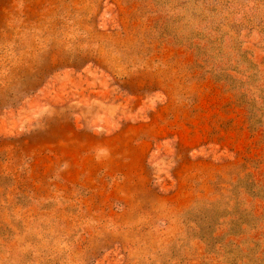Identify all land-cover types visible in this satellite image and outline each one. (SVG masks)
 Masks as SVG:
<instances>
[{
	"label": "rangeland",
	"instance_id": "374dc122",
	"mask_svg": "<svg viewBox=\"0 0 264 264\" xmlns=\"http://www.w3.org/2000/svg\"><path fill=\"white\" fill-rule=\"evenodd\" d=\"M0 264H264V0H0Z\"/></svg>",
	"mask_w": 264,
	"mask_h": 264
}]
</instances>
